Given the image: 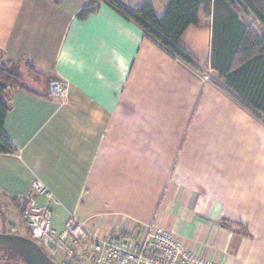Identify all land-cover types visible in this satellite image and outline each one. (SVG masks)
<instances>
[{"label": "crops", "instance_id": "0c3cea01", "mask_svg": "<svg viewBox=\"0 0 264 264\" xmlns=\"http://www.w3.org/2000/svg\"><path fill=\"white\" fill-rule=\"evenodd\" d=\"M90 1L0 0V65L30 62L68 84L64 102L8 93L3 133L16 151L0 153V207L10 233L24 224L14 199L38 179L58 230L72 213L101 234L156 223L216 264H264V123L240 105V71L214 46L213 17L180 39L197 70L103 0L79 19ZM117 1H149L161 17L170 0Z\"/></svg>", "mask_w": 264, "mask_h": 264}, {"label": "trees", "instance_id": "16d2710c", "mask_svg": "<svg viewBox=\"0 0 264 264\" xmlns=\"http://www.w3.org/2000/svg\"><path fill=\"white\" fill-rule=\"evenodd\" d=\"M54 1L61 2V0ZM100 1L91 0L79 11L78 18L83 20L96 13ZM105 1L138 24L147 36L197 70L195 58L180 44V39L190 26L200 24L202 14L205 18L212 16L214 46L215 43L216 46L219 43L227 51L233 52L232 62L228 68L235 69V73L240 71V95H242L240 105L264 123V0H170L161 17L156 15L149 1L143 2L136 8L126 7L117 0ZM248 14H252L258 20L261 30L254 29V26L243 19ZM217 38L220 42H217ZM22 65H25L31 74L46 79L47 84L43 92L35 90L24 81ZM54 80L57 79L38 72L30 62L2 60L0 65V153L16 151L12 141L3 133L6 117L11 109L9 91L19 89L34 95L48 96L50 83ZM14 201L16 202V199ZM0 216L4 218L1 207ZM220 223L239 234H248L242 224L227 220H222ZM27 233L26 237L31 238L29 229ZM0 252L8 253L6 256H0V261H5L6 264H13L12 261L18 260L27 264L11 248L0 246ZM51 264L55 262L51 261Z\"/></svg>", "mask_w": 264, "mask_h": 264}, {"label": "built area", "instance_id": "2783aa9c", "mask_svg": "<svg viewBox=\"0 0 264 264\" xmlns=\"http://www.w3.org/2000/svg\"><path fill=\"white\" fill-rule=\"evenodd\" d=\"M47 93L64 102L68 84L54 80ZM40 196L45 197L44 203L38 202ZM53 198L36 179L28 194L16 198V204L31 239L55 264H216L188 250L177 235L156 223L143 232L130 226L101 234L91 232L86 221L72 213L65 227L58 230L54 227L50 206Z\"/></svg>", "mask_w": 264, "mask_h": 264}, {"label": "water", "instance_id": "95a60500", "mask_svg": "<svg viewBox=\"0 0 264 264\" xmlns=\"http://www.w3.org/2000/svg\"><path fill=\"white\" fill-rule=\"evenodd\" d=\"M0 246L13 249L27 264H51L48 254L29 237L14 233H0Z\"/></svg>", "mask_w": 264, "mask_h": 264}, {"label": "rangeland", "instance_id": "374dc122", "mask_svg": "<svg viewBox=\"0 0 264 264\" xmlns=\"http://www.w3.org/2000/svg\"><path fill=\"white\" fill-rule=\"evenodd\" d=\"M243 19H245V21L250 24L253 25L255 24V29H258L260 27L258 20L252 15V14H248L246 15ZM22 72H23V76H24V81L32 88H40L43 86V88H46V84L47 81L46 79H42L39 78L33 74H31L25 67V65H22ZM4 198H1L0 196V205L2 207L5 208V202H4ZM27 226L24 222V224H22V231L20 232H14V234H18V235H23V236H27ZM10 229L8 226V223H5L0 216V233H10ZM17 231V230H16ZM8 253L7 252H0V256H6ZM13 264H23L20 260L18 261H12ZM0 264H6L5 261H0Z\"/></svg>", "mask_w": 264, "mask_h": 264}]
</instances>
